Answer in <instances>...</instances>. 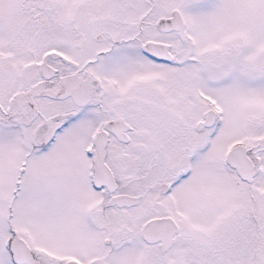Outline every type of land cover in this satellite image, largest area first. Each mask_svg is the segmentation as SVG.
<instances>
[{
	"label": "snow or ice",
	"instance_id": "obj_1",
	"mask_svg": "<svg viewBox=\"0 0 264 264\" xmlns=\"http://www.w3.org/2000/svg\"><path fill=\"white\" fill-rule=\"evenodd\" d=\"M0 264H264V0H0Z\"/></svg>",
	"mask_w": 264,
	"mask_h": 264
}]
</instances>
